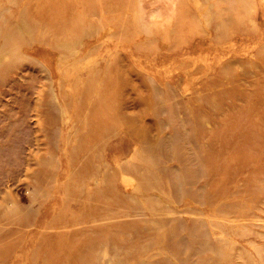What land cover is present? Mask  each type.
Returning <instances> with one entry per match:
<instances>
[{"label": "rangeland", "instance_id": "1", "mask_svg": "<svg viewBox=\"0 0 264 264\" xmlns=\"http://www.w3.org/2000/svg\"><path fill=\"white\" fill-rule=\"evenodd\" d=\"M0 264H264V0H0Z\"/></svg>", "mask_w": 264, "mask_h": 264}, {"label": "bare ground", "instance_id": "2", "mask_svg": "<svg viewBox=\"0 0 264 264\" xmlns=\"http://www.w3.org/2000/svg\"><path fill=\"white\" fill-rule=\"evenodd\" d=\"M30 29V26L29 25H25L24 27H23V30H25V31H27V30H29ZM63 47H61V49H63V48H67L68 46H66V45H62Z\"/></svg>", "mask_w": 264, "mask_h": 264}]
</instances>
